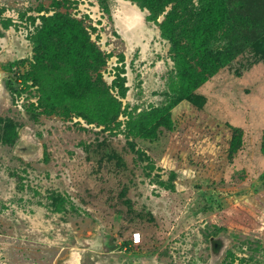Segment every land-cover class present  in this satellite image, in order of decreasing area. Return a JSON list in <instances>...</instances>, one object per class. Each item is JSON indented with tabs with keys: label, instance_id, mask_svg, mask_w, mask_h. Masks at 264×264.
I'll return each mask as SVG.
<instances>
[{
	"label": "rangeland",
	"instance_id": "rangeland-1",
	"mask_svg": "<svg viewBox=\"0 0 264 264\" xmlns=\"http://www.w3.org/2000/svg\"><path fill=\"white\" fill-rule=\"evenodd\" d=\"M148 5L0 0V264H264V0L182 2L181 61L175 2ZM56 13L107 53L116 108L35 70Z\"/></svg>",
	"mask_w": 264,
	"mask_h": 264
},
{
	"label": "trees",
	"instance_id": "trees-1",
	"mask_svg": "<svg viewBox=\"0 0 264 264\" xmlns=\"http://www.w3.org/2000/svg\"><path fill=\"white\" fill-rule=\"evenodd\" d=\"M184 1L189 0H149L147 7L151 13L159 16L165 12L168 4L175 2L160 26L171 40L179 61L188 51L182 43L180 25L176 23L180 5ZM36 42L35 70L44 66L46 62L56 65L57 69L61 68V63H65L76 71L75 83L72 84L71 89L84 91L87 88L95 97L106 99L113 108L117 107L119 99L112 94L111 87L103 79L102 70L108 63V55L93 40L89 27L85 26L83 21L63 13H56L49 17L47 24L39 30ZM123 74L125 71L116 74L113 81L114 88H119L121 96L125 95L127 88ZM202 82L197 83L196 86ZM64 114L65 117L69 116V113ZM79 116L84 117V115ZM233 148L236 149V146L233 145Z\"/></svg>",
	"mask_w": 264,
	"mask_h": 264
},
{
	"label": "built area",
	"instance_id": "built-area-1",
	"mask_svg": "<svg viewBox=\"0 0 264 264\" xmlns=\"http://www.w3.org/2000/svg\"><path fill=\"white\" fill-rule=\"evenodd\" d=\"M132 240L135 244L140 243L142 241V235L140 232H136L133 234Z\"/></svg>",
	"mask_w": 264,
	"mask_h": 264
}]
</instances>
